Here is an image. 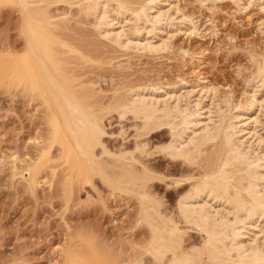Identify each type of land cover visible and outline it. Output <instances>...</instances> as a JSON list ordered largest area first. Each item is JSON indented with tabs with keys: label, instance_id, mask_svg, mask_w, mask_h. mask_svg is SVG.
Wrapping results in <instances>:
<instances>
[{
	"label": "rangeland",
	"instance_id": "374dc122",
	"mask_svg": "<svg viewBox=\"0 0 264 264\" xmlns=\"http://www.w3.org/2000/svg\"><path fill=\"white\" fill-rule=\"evenodd\" d=\"M93 1L0 0V264H63L68 255L79 264H138L139 258L157 264L146 251L151 231L142 219L143 191L160 201L162 214L175 217L185 248L202 243L203 235L177 215V200L190 184L175 182L200 171L198 164L211 165L215 148L206 145L197 164L171 159L157 151L170 139L162 127L137 138L145 139L143 151L133 149L139 120L119 117L116 109L131 95L161 100L172 92L181 107L198 109L196 118L209 114V123L233 113L239 126L257 117L256 125L244 123L253 129L250 135L242 129L237 135L252 154L264 146V83L254 77L264 60V0H144L148 15L167 17L146 21L147 30L142 0H127L124 7V0H109L106 13L120 14L111 27L97 26ZM39 15L44 32L35 35L31 19ZM121 27L127 45L112 39ZM148 41L158 49L149 50ZM25 63L44 65L62 97L72 93L101 116L104 147L115 155L133 152L140 175L141 164L152 170L143 173L147 178L110 181L84 164L53 91L21 83ZM100 150L95 159L109 170L111 157ZM255 222L257 227L246 223L239 237L264 255V219Z\"/></svg>",
	"mask_w": 264,
	"mask_h": 264
},
{
	"label": "bare ground",
	"instance_id": "6f19581e",
	"mask_svg": "<svg viewBox=\"0 0 264 264\" xmlns=\"http://www.w3.org/2000/svg\"><path fill=\"white\" fill-rule=\"evenodd\" d=\"M17 1L27 5L34 3V0ZM108 1L109 0H94L93 3L91 2L93 6V11L91 12L92 14L94 13L97 18L95 19L97 21V23L95 22L97 26L100 24L103 27L108 25L111 27V25L116 23V20L118 22L120 14L110 16L106 13L105 7L106 4L109 3ZM118 1L121 2V0ZM125 1L128 2L124 0L121 5H125ZM134 1L132 0L133 3H135ZM142 1L144 2V0ZM152 1L154 0H149V3ZM130 2L131 1H129V3ZM117 3L119 5V2ZM146 3H143L145 5L142 3L140 4L143 11L139 10V12L142 11L143 13L141 12L140 14L137 12L143 17L142 19L140 18L143 22L142 28H146V21L155 22L157 19H160L158 17H161L162 14V12H159L160 15L156 12V14H158H155L156 16L151 15V17L148 15L145 10L150 9L149 7L151 6ZM124 5L120 7H124ZM120 11L121 9L118 10V12ZM97 12H99L98 15H96ZM165 13L166 12H164V14ZM123 15L121 14V17ZM163 16L166 17V14ZM32 17V19L35 20V23H33L31 19V26L34 28L35 35L44 32L41 24L45 18L43 20L40 18V15L39 17ZM135 17L140 16L138 15ZM125 20L122 19L124 22L123 24L127 21ZM111 31L113 32L114 30H110L109 32L112 33ZM114 32L115 34L112 35V39L119 45L122 43L124 44L125 41L122 42V39L126 37L125 31L117 28V31ZM104 34V36L109 35L106 34V32ZM147 45L149 50L151 49L153 51L158 49L154 44H152V46L150 41H148ZM43 47H46V43ZM263 65H261V68L257 70L255 74L256 76H254L256 77L255 79H258L262 83H264ZM20 77L22 78L21 83L25 88H30L31 90L36 87L42 88V86H48L53 91L59 101L60 112L66 119L67 129L73 136L75 150L79 153L80 157H82L84 164L86 163L94 172H97L110 181L114 178L118 182L135 180L136 183L141 175L145 178L148 176L146 172L152 171L150 169L146 170L145 165L141 164V170L146 176L143 173L140 175L139 171H137L139 168L136 165L139 160L135 158V155H132L133 152L131 153V151H120L122 153L119 152L120 154L117 153V155H115V153H109L106 146L104 147L102 140L105 130L101 122L102 120L99 119L101 116L97 117L92 115L90 111L88 112L86 108L81 106L78 99L79 97H76V99L75 95H72V93H66L65 96L62 97L59 93L58 83L44 65L36 67L34 64L25 63L22 70H20ZM129 98L130 99H126L124 103L116 109L119 117L130 114L132 118L139 120V123L134 125V136L136 140H134L135 145H133V149L136 150L138 148V150H140L139 148L146 147L145 139L140 141L137 140V138L141 136L146 137V135L162 127H167L170 139L167 144L162 147L160 146L157 151L165 153V155L169 156L171 159H181V161L187 164H197L198 158L206 152V145L215 148L213 152L214 160L211 165L210 163L204 165L198 164L201 169L200 171L196 174L191 173L175 182L177 184L180 182H187L190 184L189 189L183 194L181 193L177 200V215L180 216L183 222L203 235V241L199 246L185 248L183 244V235L185 233L177 225L175 217H167L162 214V208L160 207L161 203L152 196V194L146 191L140 193V201L143 203L141 204L143 208L142 219L144 218L143 220L151 231V236L146 247V251L150 254L151 260L157 264H264L262 249L260 250L259 246L256 247L257 245L254 246L253 243L252 245L249 244L251 241H249L248 244L246 241L242 242L243 240L239 237L245 234V232L243 234L242 232L245 230L243 227L246 226V223H248L247 227L251 224L257 227L253 223L261 219V217L264 219V182L262 181L264 173L258 171L259 166H264L261 165L262 162H264L262 161V159H264V146H261V148L259 146L260 151L256 150L257 152L255 151L252 154V151L248 150V147H244L243 141H245V138H242V136L238 137L239 135H237V130L239 134V130L241 129L242 131L240 132H249L248 134L250 135L253 129H244L246 127L244 123L251 124L254 119L249 118V120H246L247 122L240 123L241 126H239L232 120L233 118L238 119L237 116H234L235 113H233V116L221 115L217 121L209 123V121H211V119H209V114H204L205 118L199 119L198 116L200 112L196 111L198 109H193L195 111L194 114L193 110L188 109L187 106L181 107L177 102L179 96L174 93L172 94V92L164 97V99L161 98L162 101L158 97L150 96L149 99H146V97L142 95H131ZM169 98H173L174 103H171L172 101H169ZM193 114L195 116L196 114L199 115L196 118ZM201 115L203 116V114ZM242 116L244 119V115ZM256 119L254 122H256ZM198 122H200L201 125L200 128L196 129L195 127L197 126L196 124H199ZM254 122L252 125L257 124ZM255 131L254 128V132ZM243 137H245L244 134ZM258 139L257 141H260L259 135ZM248 140L250 142L249 138ZM249 142L247 143L249 144ZM248 144H246V146ZM98 147L101 149L100 153L102 155L107 154V156L111 157L109 163L113 169L110 168V171L103 169L99 164L100 162L96 160L98 158L95 159V150ZM140 151H143V148H141ZM143 178L138 179L137 182L143 180ZM208 199L212 201H208ZM215 204H219L220 206L218 207ZM255 223L257 224V222ZM241 229H243V231ZM73 257V255H68L63 264H79ZM141 260L142 259L139 258L137 263L141 264Z\"/></svg>",
	"mask_w": 264,
	"mask_h": 264
}]
</instances>
